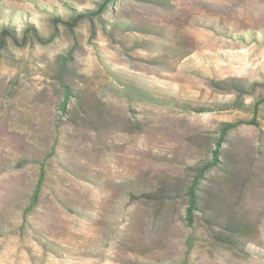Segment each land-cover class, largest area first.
<instances>
[{"label":"rangeland","instance_id":"374dc122","mask_svg":"<svg viewBox=\"0 0 264 264\" xmlns=\"http://www.w3.org/2000/svg\"><path fill=\"white\" fill-rule=\"evenodd\" d=\"M0 264H264V0H0Z\"/></svg>","mask_w":264,"mask_h":264},{"label":"trees","instance_id":"16d2710c","mask_svg":"<svg viewBox=\"0 0 264 264\" xmlns=\"http://www.w3.org/2000/svg\"><path fill=\"white\" fill-rule=\"evenodd\" d=\"M101 5H102L101 6V10H102V7L104 5H106V2L102 3ZM3 32L9 34V30L8 29L3 30ZM224 130H227V128H225ZM213 161L215 162L216 159H214ZM42 182L43 181H42V178H41V179H39V181H38V183L36 185V188H35V191H34V194H33V199H32L31 205H30L31 208L34 207L39 201L40 193H41V189H42ZM188 194H189V203L190 204H189L188 209H187V219L192 224L193 221H194L193 211L196 208L197 203H198V195L196 193V185L195 184H192L190 186V188L188 190Z\"/></svg>","mask_w":264,"mask_h":264}]
</instances>
